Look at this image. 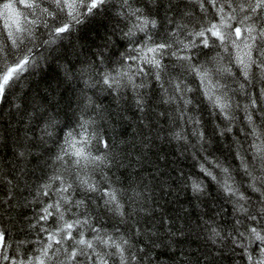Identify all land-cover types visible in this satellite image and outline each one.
<instances>
[{"label":"snow or ice","instance_id":"1","mask_svg":"<svg viewBox=\"0 0 264 264\" xmlns=\"http://www.w3.org/2000/svg\"><path fill=\"white\" fill-rule=\"evenodd\" d=\"M116 3L120 20L113 35L116 31L122 34L126 43L120 47L125 51L109 56L105 46L96 53L79 70L81 76H88L85 87L100 86L118 98L130 90L142 113L150 103L149 89H159L160 102L175 105L176 119L192 126L190 133L182 126L172 133L173 138L188 144L191 135L196 144L189 146L206 152L211 140L201 118L194 114L199 104L190 93L197 89L185 73L193 76L211 114L224 122L216 125L218 135H231L234 159L239 160V169H234L205 155L211 167L200 165L231 205L229 215L234 218L227 232L214 217L203 221L208 239L230 248L243 264H264V0H0L4 21L0 30V133L8 130L3 125L9 106L15 113L8 115H18L27 125L22 138L16 135L13 164H0V264H141L143 257L137 253L144 249H136L133 243L134 236L145 232L138 220L127 233L119 227L109 232L97 226L101 208L121 224L147 212L140 193L133 190L134 195L127 196V190L109 175L119 160L114 141L98 126L96 117L104 119L101 105L82 93L79 112L59 127L60 122L43 104L33 100L28 105L14 91L25 74L37 67L34 48L40 28L48 30L52 38L43 43L51 45L79 26L88 28L98 17L112 19ZM140 3L144 6H134ZM108 40L115 44L111 36ZM205 49L215 55L206 61L196 59L208 55ZM106 60L117 67H105ZM177 68L178 73L170 70ZM166 114L171 115L159 113ZM33 163L43 173L37 184L26 179L35 173ZM187 180L197 198L210 195L202 179ZM91 205L96 206L95 216ZM18 208H29L32 213L21 214L26 223L18 231L35 235L11 241L3 216L8 215L11 222L15 219L11 213ZM224 211L216 212L220 220ZM29 245H34L31 256L21 255Z\"/></svg>","mask_w":264,"mask_h":264},{"label":"trees","instance_id":"2","mask_svg":"<svg viewBox=\"0 0 264 264\" xmlns=\"http://www.w3.org/2000/svg\"><path fill=\"white\" fill-rule=\"evenodd\" d=\"M134 6L144 5L140 3ZM119 10L120 5L116 3L111 9L112 19L98 17L88 28L79 26L65 38L51 45L43 43L52 37L48 30L40 28L36 33L37 47L34 48L37 67L33 68L31 73L25 74L26 79L22 80L14 91L28 105H31L33 100L43 104L47 113L55 116L60 122L59 127L64 126L73 112H79V108L82 107L80 103L83 99L82 93L91 96L101 105L104 119L96 117L98 126L106 138L114 141V152L119 160V164L112 167L109 175L113 180L119 181L118 186L127 190V196H133V190L140 193L143 207L147 212H139L128 224H121L118 217L104 213L101 208L97 226H103L109 232H114V229L119 227L122 232L127 233L138 220L139 226L145 229V232L143 235L134 236L133 243L136 249H144L143 252L137 253L138 257H143L141 264H243L230 248L219 243L212 244L208 239V226L203 223L214 217L227 232L231 230L234 219L229 215L231 205L225 203L215 182L200 170L201 164L211 167L204 159L205 155L210 160L218 158L234 169H239V160L234 159L231 135L227 137L218 135L216 125L219 123L223 126L224 122L211 114L207 100L198 89L199 82L185 73L188 83L197 89L190 93L199 104L194 114L201 118L204 130L211 140V144L206 146V152L189 146L196 144V138L191 135L188 144L173 138L172 133L182 126L188 133L191 132L192 126L176 119L175 105L160 102L159 89L155 91L149 89L150 103L142 113L137 110L130 90H124L120 94L122 98H118L115 93L102 91L100 86L85 87L84 81L88 76L86 74L81 76L79 70L87 67V62L94 60L96 53L103 51L105 46L109 48V52L106 53L109 56L111 52L125 51L120 47L121 43H126L121 39L122 34L116 31L113 35L114 26L120 20L116 15ZM163 15L164 10L161 9L160 17ZM3 24V19H0V30H3ZM109 36L115 44L109 42ZM203 51L208 55H197L196 59L206 61L215 55V51L209 52L207 49ZM105 67L114 69L117 64L112 60H106ZM170 70L174 73L180 71L179 68ZM66 75H70L71 79H66ZM237 99L242 98L238 96ZM8 112L15 113V109L10 106L5 109L6 120L3 127L8 130L6 133H0L4 137L0 139V164L11 166L13 152L17 151L16 135L19 134L22 138L27 125L20 122L18 115L9 116ZM161 112L171 115L160 116ZM237 115L242 118L243 114ZM36 131L38 133V129ZM59 136L60 133L57 132V137ZM49 147L53 145L49 144ZM33 168H36L34 163ZM7 170L6 167L5 171ZM42 175L43 173L36 168L34 175L26 179L31 184H37ZM188 177L202 179L208 186L210 195L197 198L191 190V181L187 180ZM236 178L239 180L240 176L237 175ZM91 208L95 216L96 206L91 205ZM219 209L225 210L222 213L223 220L216 216ZM21 214L31 216L32 213L29 208H18L11 213L15 218L11 222L8 215L3 216V223L11 232V241L20 238L31 239L35 235L33 233L31 236H25L18 231L26 223L22 220ZM33 247L34 245H29L23 249L21 255L27 252L31 256L30 249Z\"/></svg>","mask_w":264,"mask_h":264}]
</instances>
